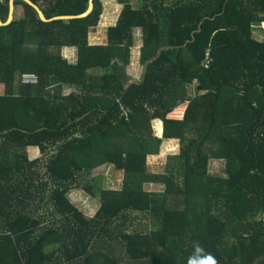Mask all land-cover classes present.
<instances>
[{
	"label": "trees",
	"instance_id": "1",
	"mask_svg": "<svg viewBox=\"0 0 264 264\" xmlns=\"http://www.w3.org/2000/svg\"><path fill=\"white\" fill-rule=\"evenodd\" d=\"M32 1L50 19L90 0ZM117 1L103 43L90 42L103 0L52 21L16 0L24 16L0 25V264H264V0ZM171 141L180 152L151 172L148 156ZM106 164L122 187L85 183ZM77 188L99 198L94 216L70 199Z\"/></svg>",
	"mask_w": 264,
	"mask_h": 264
},
{
	"label": "rangeland",
	"instance_id": "2",
	"mask_svg": "<svg viewBox=\"0 0 264 264\" xmlns=\"http://www.w3.org/2000/svg\"><path fill=\"white\" fill-rule=\"evenodd\" d=\"M105 10L103 13V17L99 23V26L96 28L94 32L91 34L90 42L93 44L103 43L106 40V32L107 27L111 26L115 23L117 15L119 14L122 5L117 3L116 0H103ZM23 16V14H20L17 16V18H20ZM264 27V25H263ZM142 32L137 31L135 33V45L132 48V55H131V62L127 67V72L130 78L134 80H138L142 77L144 66L141 63V47H142V39L141 34ZM195 87H197L195 84L190 86V92L188 95L190 97H193L196 94ZM4 86L0 84V92H3ZM72 91L71 88H67L65 91V94L70 93ZM157 123V124H156ZM158 125V127L156 126ZM153 129L157 134V131L160 132L161 128V122H157L156 120L152 121ZM157 130V131H156ZM160 136V135H159ZM180 152V144L177 141H171L168 146L165 147L164 150H162L161 154H154L149 155L147 158L149 170L151 172H163L165 171V166L168 161V156L170 154H176ZM28 154L31 159H34L41 155L40 150L36 147H29L28 148ZM225 166V163L221 160L215 159L210 162V169L213 173H220L223 171V168ZM95 176L99 177L101 176V184L104 187H110V188H120L122 187L123 180H124V172L117 170L113 165L106 164L105 166H102L98 169H94L93 172L90 173L85 179V183H89L91 178H94ZM145 189L148 191H163L165 186L159 183H146L144 185ZM69 197L84 213L87 217H92L97 212L100 201L99 198L95 196H91L87 192H85L83 189L77 188L73 189L69 192ZM149 220L143 219L142 222H140V227L146 228L148 226Z\"/></svg>",
	"mask_w": 264,
	"mask_h": 264
},
{
	"label": "water",
	"instance_id": "3",
	"mask_svg": "<svg viewBox=\"0 0 264 264\" xmlns=\"http://www.w3.org/2000/svg\"><path fill=\"white\" fill-rule=\"evenodd\" d=\"M25 2H27L28 4H30L31 6H33L36 11L38 12L39 17L41 18V20L43 21H52V20H59V19H73V18H82V17H86L88 16L94 9V0H90L89 1V7L87 9L86 12L79 14V15H63V16H56L53 18L48 19L47 16L45 15L44 11L42 10V8L36 4L35 2H33L32 0H24ZM15 2L16 0H10V13H9V17L8 20L6 22H4L1 17H0V25L4 26V25H8L10 24L13 20H14V11H15Z\"/></svg>",
	"mask_w": 264,
	"mask_h": 264
},
{
	"label": "crops",
	"instance_id": "4",
	"mask_svg": "<svg viewBox=\"0 0 264 264\" xmlns=\"http://www.w3.org/2000/svg\"><path fill=\"white\" fill-rule=\"evenodd\" d=\"M116 2L118 3V1L116 0ZM20 14H23L24 16V8L23 6L21 5H18V6H15V11H14V19H19L17 18V16H19ZM119 15V14H118ZM118 15H117V18H118ZM23 16H21L20 18H22ZM103 17V16H102ZM116 18V20H117ZM116 22V21H115ZM115 24V23H114ZM112 24V25H114ZM109 27V26H108ZM136 30L137 31H140L142 32V30L140 28H136L135 29V33H136ZM143 35V33H141ZM142 35H141V39H142ZM136 39V38H135ZM73 53H75L73 55ZM67 55H70V56H73L72 59L70 60L71 62H75L76 60V50L74 48H71V47H65L63 49V56L66 57ZM159 121V120H158ZM162 126H163V123H162Z\"/></svg>",
	"mask_w": 264,
	"mask_h": 264
},
{
	"label": "built area",
	"instance_id": "5",
	"mask_svg": "<svg viewBox=\"0 0 264 264\" xmlns=\"http://www.w3.org/2000/svg\"><path fill=\"white\" fill-rule=\"evenodd\" d=\"M21 80L23 83H36L38 82V76L34 73H24Z\"/></svg>",
	"mask_w": 264,
	"mask_h": 264
},
{
	"label": "clouds",
	"instance_id": "6",
	"mask_svg": "<svg viewBox=\"0 0 264 264\" xmlns=\"http://www.w3.org/2000/svg\"><path fill=\"white\" fill-rule=\"evenodd\" d=\"M75 53H73L74 55ZM73 56L67 55L65 58L68 59L69 61L72 59ZM197 251L200 252L202 251V249H200L199 247L197 248ZM195 264V262H194ZM202 264H216V261L214 259H212L211 257H209V259L206 262H202Z\"/></svg>",
	"mask_w": 264,
	"mask_h": 264
}]
</instances>
